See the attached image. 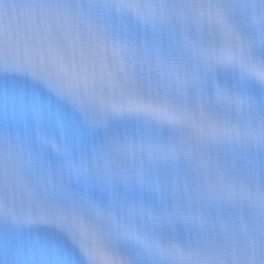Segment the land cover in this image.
<instances>
[{"label":"snow or ice","instance_id":"obj_1","mask_svg":"<svg viewBox=\"0 0 264 264\" xmlns=\"http://www.w3.org/2000/svg\"><path fill=\"white\" fill-rule=\"evenodd\" d=\"M0 264H264V0H0Z\"/></svg>","mask_w":264,"mask_h":264}]
</instances>
